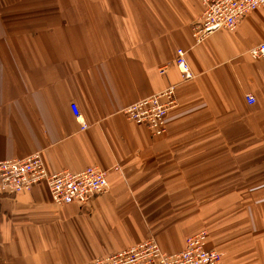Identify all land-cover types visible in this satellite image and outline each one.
I'll list each match as a JSON object with an SVG mask.
<instances>
[{
    "label": "crops",
    "instance_id": "crops-1",
    "mask_svg": "<svg viewBox=\"0 0 264 264\" xmlns=\"http://www.w3.org/2000/svg\"><path fill=\"white\" fill-rule=\"evenodd\" d=\"M203 11V0H0V159L40 153L49 174L98 167L109 183L85 204L55 205L44 183L0 194V264H95L149 239L174 254L199 233L224 264H264V62L249 54L264 8L198 43ZM170 86L165 135L121 113Z\"/></svg>",
    "mask_w": 264,
    "mask_h": 264
},
{
    "label": "built area",
    "instance_id": "built-area-1",
    "mask_svg": "<svg viewBox=\"0 0 264 264\" xmlns=\"http://www.w3.org/2000/svg\"><path fill=\"white\" fill-rule=\"evenodd\" d=\"M203 4L204 11L194 26V37L198 43L217 31H235L242 19L264 8V0H203ZM249 54L254 60L264 62V42L252 48ZM185 55V51L179 50L175 64L187 81L193 76ZM167 68L160 69V73L164 75ZM248 102L254 103L255 98L250 95ZM177 106L176 86H170L124 108L121 113L131 122L148 127L154 136L161 137L167 132L170 112ZM72 111L76 121L85 129L79 109L72 105ZM43 183L57 206L88 203L109 188L107 173L98 167H90L80 173L62 171L49 174L40 153L18 160L0 159V194L14 195ZM205 239L206 233L192 236L187 239L183 251L174 254L164 252L154 239H149L100 257L95 264H224L222 254L208 249Z\"/></svg>",
    "mask_w": 264,
    "mask_h": 264
}]
</instances>
